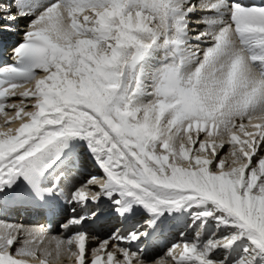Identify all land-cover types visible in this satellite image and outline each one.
<instances>
[{"label":"snow or ice","instance_id":"6c2138e0","mask_svg":"<svg viewBox=\"0 0 264 264\" xmlns=\"http://www.w3.org/2000/svg\"><path fill=\"white\" fill-rule=\"evenodd\" d=\"M21 19L0 264H264V0H12L0 42Z\"/></svg>","mask_w":264,"mask_h":264},{"label":"bare ground","instance_id":"6f19581e","mask_svg":"<svg viewBox=\"0 0 264 264\" xmlns=\"http://www.w3.org/2000/svg\"><path fill=\"white\" fill-rule=\"evenodd\" d=\"M3 3H4L3 0L2 1L0 0V4H3ZM10 3H11V1H10ZM20 25H22V26L20 27ZM23 26H24V23L23 24L17 23V29L23 28ZM2 120H3V117L0 116V122H2ZM96 174L99 175L100 173L97 172ZM83 178H86V177H82V179ZM90 187H93V186H90ZM32 211H34V210L33 209L32 210H26L25 215L22 214V212L12 213L8 217V220L10 222H13L16 224H22V225H26V226H37V227L42 226V220L39 217H37V215H39L38 213H40V212L34 213ZM63 219L64 218L55 219V221L53 223V227L51 229V232L48 233L49 237L60 235L61 230H59L57 228L59 227V225ZM112 226H113V221H109V223H107V224H102L101 227L103 228V231H102L101 235H106L108 230ZM53 246H54V242H53ZM163 251H166V249H164L162 251H158V252H160V254H163ZM178 252H179V250H177V254H178ZM59 264H72V262L65 257V258H62V260L59 262Z\"/></svg>","mask_w":264,"mask_h":264}]
</instances>
